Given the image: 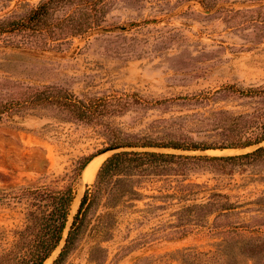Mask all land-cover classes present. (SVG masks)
Returning a JSON list of instances; mask_svg holds the SVG:
<instances>
[{"label":"rangeland","instance_id":"obj_1","mask_svg":"<svg viewBox=\"0 0 264 264\" xmlns=\"http://www.w3.org/2000/svg\"><path fill=\"white\" fill-rule=\"evenodd\" d=\"M39 1L0 0V22L24 16ZM12 41L0 39V99L52 85L80 98L117 93L136 94L138 101L97 125L56 109L0 120V256L26 223L28 201L11 197L21 187L74 180L78 201L71 205V221L94 181L81 183L77 168L107 146L106 127L117 128L127 140L212 143L218 139L212 130L218 112L264 109V94L215 92L227 85L264 88V0H218L211 8L196 0H115L101 26L66 39L59 49L15 48ZM253 149L147 148L210 156ZM111 153L97 157L103 155V162ZM184 172L142 180L137 197L112 210L106 230L98 222L106 209H90L61 264H214L230 257L240 264H264L246 258L244 247L264 236V159L200 163ZM211 193L225 195L231 208L200 225L205 209L195 205L206 203ZM234 227L238 235L224 240L223 230Z\"/></svg>","mask_w":264,"mask_h":264},{"label":"trees","instance_id":"obj_2","mask_svg":"<svg viewBox=\"0 0 264 264\" xmlns=\"http://www.w3.org/2000/svg\"><path fill=\"white\" fill-rule=\"evenodd\" d=\"M114 1L40 0L24 16L0 22V39L2 37L13 39L11 45L15 48L59 49L66 39L101 26ZM196 1L205 8H211L218 0ZM221 90L242 96L264 94V88H240L235 85L224 86L215 92ZM132 101H138L136 94L114 93L101 97L80 98L66 89L47 85L27 89L18 98L0 99V120L4 116L20 114L28 110L56 109L69 119L97 125L103 124L105 117L122 113ZM156 103L160 101L157 100ZM217 115L212 130L218 139L212 143L175 138L159 141L150 138L127 140L117 128L106 127L110 141L97 153L111 148L119 150L103 160L93 183L90 187L87 186L81 196L77 211L70 222V208L75 194L74 180L62 186L21 187L11 192V197L14 199L26 198L29 210L26 214L25 226L18 232L14 245L1 254L0 261L3 264H44L59 247L56 257L49 264H61L75 247L90 209L99 206L106 209L99 216L98 222L103 230L108 229L113 216L112 210L137 197L135 187L150 176L185 174L184 169L200 163L239 162L241 164L264 159V109L236 115H226L225 111H220ZM255 145L257 147L252 151L229 156L147 150V148H171L182 151H204L245 149ZM97 153L83 158L77 168V176ZM225 197L220 193H211L206 203L195 205L200 210L205 209L198 219L200 225H203L206 218L214 212H217L215 216H218L223 214L224 210L231 208ZM237 233L235 227L225 229L223 239ZM244 247L249 253L246 254V258L264 261V236L249 239ZM214 264H240V262L236 257H230L229 260Z\"/></svg>","mask_w":264,"mask_h":264},{"label":"bare ground","instance_id":"obj_3","mask_svg":"<svg viewBox=\"0 0 264 264\" xmlns=\"http://www.w3.org/2000/svg\"><path fill=\"white\" fill-rule=\"evenodd\" d=\"M235 151H237V150H235ZM103 158H104L103 155H101L100 157H95L89 163V165L87 166V168L84 172V176H83V182L84 183L92 182L94 180L96 172H97ZM77 201H78V199L75 198L74 201L72 202V206H76Z\"/></svg>","mask_w":264,"mask_h":264},{"label":"water","instance_id":"obj_4","mask_svg":"<svg viewBox=\"0 0 264 264\" xmlns=\"http://www.w3.org/2000/svg\"><path fill=\"white\" fill-rule=\"evenodd\" d=\"M262 144H263V143H262ZM262 144H260V145H262ZM255 147H257V146L255 145ZM248 148H249V147H248ZM118 150H119L118 148L106 149V150H104V151L98 153V154L95 155L94 157H92V158L87 162V164L83 167V169H82V171H81V173H80V181H81V183H84V182H83L84 172H85L87 166L89 165V163L93 160V158L97 157V156L100 155V154L106 153V152H115V151H118ZM213 150H214V149H213ZM220 150H226V149H220Z\"/></svg>","mask_w":264,"mask_h":264}]
</instances>
